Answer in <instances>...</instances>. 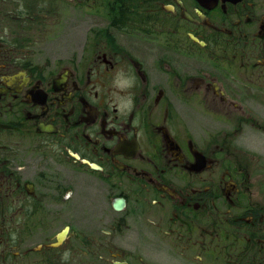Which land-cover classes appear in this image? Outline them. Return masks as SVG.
<instances>
[{"label": "flooded vegetation", "instance_id": "af4514ba", "mask_svg": "<svg viewBox=\"0 0 264 264\" xmlns=\"http://www.w3.org/2000/svg\"><path fill=\"white\" fill-rule=\"evenodd\" d=\"M0 20V264H264V0Z\"/></svg>", "mask_w": 264, "mask_h": 264}, {"label": "rangeland", "instance_id": "374dc122", "mask_svg": "<svg viewBox=\"0 0 264 264\" xmlns=\"http://www.w3.org/2000/svg\"><path fill=\"white\" fill-rule=\"evenodd\" d=\"M7 21L0 20V26H2ZM41 29L30 28L29 32H90V27H88V21L86 20H59V21H42ZM93 28V25H91ZM97 28V27H96ZM32 38H35L34 36ZM36 46L32 48L34 50ZM37 50L38 47H37ZM47 53V52H46ZM263 172V171H261ZM264 182V175L260 177L258 184ZM62 263V260L59 261Z\"/></svg>", "mask_w": 264, "mask_h": 264}, {"label": "water", "instance_id": "95a60500", "mask_svg": "<svg viewBox=\"0 0 264 264\" xmlns=\"http://www.w3.org/2000/svg\"><path fill=\"white\" fill-rule=\"evenodd\" d=\"M62 240H63V239L60 237L59 243L62 242Z\"/></svg>", "mask_w": 264, "mask_h": 264}]
</instances>
